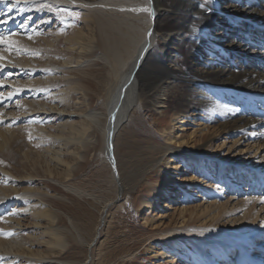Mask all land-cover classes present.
Instances as JSON below:
<instances>
[{
    "label": "bare ground",
    "instance_id": "obj_1",
    "mask_svg": "<svg viewBox=\"0 0 264 264\" xmlns=\"http://www.w3.org/2000/svg\"><path fill=\"white\" fill-rule=\"evenodd\" d=\"M109 1L8 0L6 4L0 3V34L11 31L19 33L11 39L16 42L14 49H20L19 54L15 50L10 53L5 50L6 46H0V56L5 57L0 62L3 65L0 78H3L4 85L0 91L7 97L9 91L20 90L10 100L4 99L0 106V110H3L0 125L7 124L0 126V264H77L67 258L76 239L69 231H65L60 238L57 229L50 228L48 236L53 240L48 238L45 250L48 256L37 258L41 257L40 254H35V257L30 250L38 242L25 236V223L35 216L34 207L40 204L42 195L33 189L23 188L26 184L39 181L26 173L23 160L16 161V153L23 149L22 139L26 135L36 138L38 145L48 142L49 147L44 150L47 162L62 165L70 160L71 171L95 150L98 131L101 130L104 157L106 159L112 155L115 163L116 175H113V179L119 197L122 187L114 142L131 113L135 111L139 115L142 111L140 100L143 94L147 95L148 106L152 109L148 114L150 128L166 134L168 130L182 128L185 121L192 120H197L203 127V135L192 139L190 149L186 150L189 154L184 153L181 157L179 164L182 162L183 167L187 163L185 160L192 159L195 169L200 167V160L196 157L199 158L204 151L208 152L212 142L221 136L225 141L229 136H234L236 143H253L252 146L264 150V0H212L210 12L201 9L203 0H175L172 10L178 13L177 18L181 23L176 25L175 32L160 38L158 55L151 54L156 35L155 22L167 19L170 13L163 0H153L151 4L146 1V8L154 9L155 14L151 16L146 13L147 28L138 44L137 53L112 87L106 111L97 112L92 108L88 85L84 80L86 74L83 67L88 61L56 64L50 58L41 63L37 56L40 51L34 49L41 46V38L53 29L50 27L55 17L52 14L54 6L76 8L84 13L109 9L113 13L115 9L107 6ZM259 1H262L261 5ZM5 20L7 23H3ZM232 23H236L238 28L228 34L225 28ZM28 35L32 38L29 39ZM60 42L61 39L54 36L51 40H45L44 48L56 50ZM23 49L30 55L23 56ZM8 73H12L11 77L7 76ZM57 85L74 86L75 90L70 96L69 89L56 91ZM33 122H41L44 126L31 125ZM65 129L71 135L59 136ZM159 152L162 161L169 153L168 162H171L185 151L167 147L163 150L159 148ZM216 167L221 172L224 166L217 162ZM152 178H148L150 184L137 193L136 205L152 207L160 193L166 190L151 182ZM48 181L53 180L50 177ZM64 184L61 186L67 192L80 197L84 195ZM31 203L33 207L28 208L27 204ZM259 203L264 207V200ZM107 207L108 203L102 208V213ZM256 219L230 228L218 222L201 224L195 229L203 230L210 241L235 245L238 256L241 255L236 258L237 264H245V257L250 256L244 243L254 244L264 235V227H261L264 216L258 223ZM102 226L103 216H100L99 227ZM96 231L94 239L87 243V255L93 249L96 234H99ZM7 233L12 235L8 236ZM230 236L235 239H230ZM236 239L241 242L235 243ZM192 249L213 264V260L208 258V249L206 251L203 246ZM191 250L187 258L183 257L184 262L198 264L200 261ZM175 251L178 252L177 249ZM228 251L224 247L215 250L221 259L229 255ZM87 258L82 264H88Z\"/></svg>",
    "mask_w": 264,
    "mask_h": 264
},
{
    "label": "rangeland",
    "instance_id": "obj_2",
    "mask_svg": "<svg viewBox=\"0 0 264 264\" xmlns=\"http://www.w3.org/2000/svg\"><path fill=\"white\" fill-rule=\"evenodd\" d=\"M146 1L149 3V0H110L107 6L115 9L113 13L109 9L84 13L70 8V11L80 14L78 18L58 13L56 10L63 7L54 6L52 14L55 17L50 27L53 29L42 37L44 39L41 38L42 47L32 49L40 51L37 56L41 63L50 58L56 64L88 61L83 69L92 108L104 112L112 87L136 55L147 28V12L134 11L146 8ZM174 1H162L170 14L167 19L155 22L153 55L160 53V38L175 32L176 25L181 23L178 13L172 10ZM258 3L261 5L262 1ZM236 25L227 26L226 32L232 33L238 28ZM54 36L61 39L58 48L45 49V40ZM23 51V56L30 55L27 50ZM70 75L75 76L73 73ZM55 89H69L71 96L75 87L57 85ZM176 90L178 92L179 87ZM146 96L143 94L140 100L143 106L140 116L133 111L114 142L122 187L120 197L112 168L104 157L101 130L98 131L95 150L71 171L70 160L62 165L47 162L44 150L49 147L48 142L38 145L36 138L28 135L22 139L23 149L16 153V161L23 160L26 173L39 180L23 188L33 189L42 195L40 204L34 207L35 216L25 223V236L38 242V245L30 247L34 256H48L45 250L51 228L57 229L60 238L65 231L76 236L67 258L77 264H82L87 257L88 264H192V261L185 263L183 257L193 247L199 249V246L209 250L208 258L213 260V264H237L236 258L241 255L238 256L235 245L210 241L203 230L195 228L218 222L230 228L253 218H257L256 223L259 222L264 216V207L259 203L264 200V150L252 146L253 143H236L234 136H229L227 141L221 136L212 142L208 152L204 151L199 158L196 157L200 160V167L195 169L194 159L185 160L187 163L183 167L182 162L179 164L181 157L184 153L189 154L186 150L190 149L192 139L203 135V127L197 120H192L185 121L182 128L168 130L166 134L150 128L148 114L152 109ZM31 125L44 126L41 122ZM58 135L66 137L71 134L65 129ZM167 147L185 152L175 156L171 162H168L167 153L165 161H162L159 148L163 150ZM217 162L224 166L221 172L216 169ZM50 177L53 181H48ZM150 177H153L151 182L166 190L160 193L154 206L140 207L135 202L137 193L150 184L147 180ZM63 182L84 195L80 197L67 192L61 186ZM107 203L108 207L102 213ZM27 205L28 208L33 207L32 203ZM100 216H103V228L99 227ZM95 231L99 234H96L97 239L92 241L93 249L87 255L86 246L94 239ZM236 240L235 243L241 242ZM244 244L250 257H245L243 262L252 264L257 260V264H264V235L254 244ZM218 247L229 249V255L224 259L218 257L215 252ZM191 251L199 259L198 264H210L199 252Z\"/></svg>",
    "mask_w": 264,
    "mask_h": 264
},
{
    "label": "snow or ice",
    "instance_id": "obj_3",
    "mask_svg": "<svg viewBox=\"0 0 264 264\" xmlns=\"http://www.w3.org/2000/svg\"><path fill=\"white\" fill-rule=\"evenodd\" d=\"M8 0H0V3H7ZM153 2V0H149V4H151ZM211 0H203V2L201 3L200 7L202 10H206V11H211ZM41 7H50L48 5H42ZM9 11H12L11 8H9ZM58 13H67L69 16H72L73 18H78V16L80 15L78 12H72L70 11L69 9H66V8H60V9H57L56 10ZM134 11H142V12H147L149 15L151 16H154V9L152 8H142V9H134ZM3 23H7V21H3ZM24 27L26 28L27 27V24L24 25ZM62 31V30H61ZM16 35H19V33L15 32V31H11V32H8V33H5V34H0V46H6V49L7 51H9L10 53L15 50L17 52V54H19L20 52V49L18 47H16L14 49V45L16 44V42L14 40L11 39V37H14ZM149 35L151 36L152 34L149 33ZM28 38L31 39V35H28ZM5 60V57L3 56H0V62H3ZM3 71V65H0V72ZM12 73H8L7 76L8 77H11ZM2 79L3 78H0V89H3L4 85H3V82H2ZM20 90H14V91H9L8 94H7V97L4 96V92L3 91H0V106H2L3 104V100L4 99H11L12 96L14 94H16V92H18ZM2 122V121H0ZM8 126H11V125H8ZM261 227H264V223L261 224ZM6 235L10 236L12 235V233H7Z\"/></svg>",
    "mask_w": 264,
    "mask_h": 264
},
{
    "label": "water",
    "instance_id": "obj_4",
    "mask_svg": "<svg viewBox=\"0 0 264 264\" xmlns=\"http://www.w3.org/2000/svg\"><path fill=\"white\" fill-rule=\"evenodd\" d=\"M109 145H110V149L109 150H111V142H110ZM110 154H111V152H110ZM106 159L111 163V168H112L113 175H116V168H115L114 160L112 159V155L108 156Z\"/></svg>",
    "mask_w": 264,
    "mask_h": 264
}]
</instances>
